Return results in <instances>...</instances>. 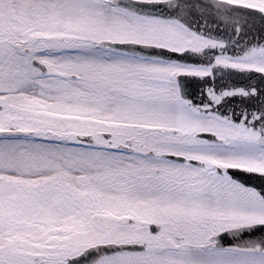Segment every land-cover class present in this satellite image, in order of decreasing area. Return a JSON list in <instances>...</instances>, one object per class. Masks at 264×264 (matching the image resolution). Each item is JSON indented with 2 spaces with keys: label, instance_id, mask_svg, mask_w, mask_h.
<instances>
[{
  "label": "snow or ice",
  "instance_id": "6c2138e0",
  "mask_svg": "<svg viewBox=\"0 0 264 264\" xmlns=\"http://www.w3.org/2000/svg\"><path fill=\"white\" fill-rule=\"evenodd\" d=\"M0 264H264V0H0Z\"/></svg>",
  "mask_w": 264,
  "mask_h": 264
}]
</instances>
